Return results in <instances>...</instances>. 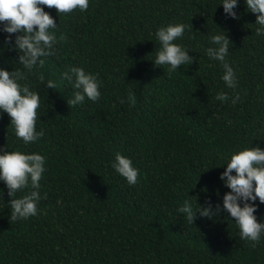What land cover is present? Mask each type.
I'll list each match as a JSON object with an SVG mask.
<instances>
[{"label":"trees","instance_id":"1","mask_svg":"<svg viewBox=\"0 0 264 264\" xmlns=\"http://www.w3.org/2000/svg\"><path fill=\"white\" fill-rule=\"evenodd\" d=\"M218 3L89 0L84 12L58 14L43 6L63 39L37 71L59 81L69 65L81 66L98 74L101 97L69 105L70 85L51 88L29 75L41 96L36 127L44 135L27 147L8 115L0 114V146L46 157L40 191L47 194L36 216L12 221L0 182V264H264V239L249 247L233 218L198 217L188 226L176 213L187 192L201 205L220 202L228 189L219 179L223 166H213L222 155L251 143L264 147V37L255 34V14L243 0L234 9L237 18ZM175 22L191 24L177 42L197 59L169 75L152 62L159 47L155 31ZM215 24L232 41L235 104L219 63L204 54ZM5 35L0 32V66L22 68L15 34L7 47ZM218 91L229 99L216 100ZM117 152L139 169L136 184L112 168ZM256 203L257 219H264V203Z\"/></svg>","mask_w":264,"mask_h":264},{"label":"clouds","instance_id":"2","mask_svg":"<svg viewBox=\"0 0 264 264\" xmlns=\"http://www.w3.org/2000/svg\"><path fill=\"white\" fill-rule=\"evenodd\" d=\"M238 0H220L223 12L232 18H237L234 11ZM247 9L255 14V34L264 37V0H243ZM216 5V6H217ZM43 6L54 7L58 13H69L73 10L84 12L89 7V0H0V32L5 35L4 46L15 34L13 47L17 52L18 65L15 69L0 66V114L6 113L12 125L15 137L27 147L38 142L44 135V130H37L38 110L41 108V96L28 83V76L35 74L45 85L55 88L59 84L70 85L72 96L67 100L69 105H80L86 98L96 102L101 97L102 81L97 73L86 71L81 66L69 65L60 73L59 81L46 79L42 69L49 56L55 54L56 44L63 35L57 37L54 29L57 28L52 15L44 10ZM215 6V8H216ZM216 26L215 31L208 35V45L204 54L209 60H215L222 68L220 79L226 88L232 89L233 104L240 100L238 76L230 61L229 53L232 41L226 29ZM182 22L168 23L158 27L155 31L159 47L156 49L152 62L155 66H166L167 73L179 72L178 66L187 67L194 59L191 52L182 43L187 28ZM134 103V98L129 96ZM216 100L221 102L229 99L227 91H218ZM124 102L123 99L120 100ZM46 157L39 152H27L19 148L8 150L0 146V182L7 189L10 199L7 201L9 219L12 221L26 220L36 216L39 212L38 203L46 197L41 193L40 181L46 171ZM112 168L124 177L129 185L137 183L139 169L133 165L132 159L119 152L115 153ZM223 166L219 173L225 191L220 202L213 204L210 199L204 205L198 202L197 195H188L176 207L177 214H183L181 219L188 226L196 219L207 218L214 220L217 217H230L238 229L239 238L249 247L256 248L264 239V219H257L258 204L264 203V147L251 143L220 157L218 166ZM192 188V187H191ZM190 188V189H191ZM206 191V189H202ZM21 192L22 195L17 196ZM3 189H0V198ZM219 196V191L214 190ZM223 213H227L224 216ZM198 214V215H197Z\"/></svg>","mask_w":264,"mask_h":264}]
</instances>
